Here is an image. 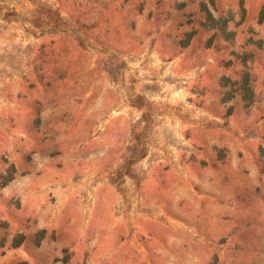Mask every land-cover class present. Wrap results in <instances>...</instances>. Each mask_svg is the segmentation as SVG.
<instances>
[{
  "label": "rangeland",
  "instance_id": "1",
  "mask_svg": "<svg viewBox=\"0 0 264 264\" xmlns=\"http://www.w3.org/2000/svg\"><path fill=\"white\" fill-rule=\"evenodd\" d=\"M0 264H264V0H0Z\"/></svg>",
  "mask_w": 264,
  "mask_h": 264
}]
</instances>
